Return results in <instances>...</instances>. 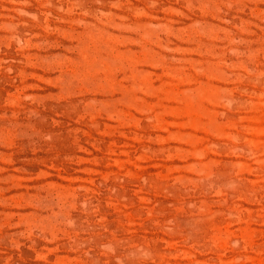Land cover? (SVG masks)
Returning a JSON list of instances; mask_svg holds the SVG:
<instances>
[{"label": "rangeland", "instance_id": "obj_1", "mask_svg": "<svg viewBox=\"0 0 264 264\" xmlns=\"http://www.w3.org/2000/svg\"><path fill=\"white\" fill-rule=\"evenodd\" d=\"M0 264H264V0H0Z\"/></svg>", "mask_w": 264, "mask_h": 264}]
</instances>
